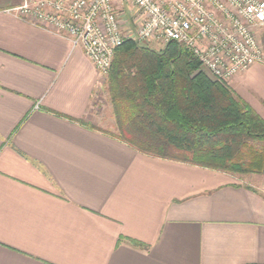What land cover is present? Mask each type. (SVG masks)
Returning <instances> with one entry per match:
<instances>
[{
	"label": "crops",
	"instance_id": "0c3cea01",
	"mask_svg": "<svg viewBox=\"0 0 264 264\" xmlns=\"http://www.w3.org/2000/svg\"><path fill=\"white\" fill-rule=\"evenodd\" d=\"M24 1L0 0V264H264V173L120 139L107 80ZM228 85L264 118L263 63Z\"/></svg>",
	"mask_w": 264,
	"mask_h": 264
},
{
	"label": "trees",
	"instance_id": "16d2710c",
	"mask_svg": "<svg viewBox=\"0 0 264 264\" xmlns=\"http://www.w3.org/2000/svg\"><path fill=\"white\" fill-rule=\"evenodd\" d=\"M108 91L117 136L140 151L230 174L264 173V118L183 45L158 51L126 40Z\"/></svg>",
	"mask_w": 264,
	"mask_h": 264
},
{
	"label": "built area",
	"instance_id": "2783aa9c",
	"mask_svg": "<svg viewBox=\"0 0 264 264\" xmlns=\"http://www.w3.org/2000/svg\"><path fill=\"white\" fill-rule=\"evenodd\" d=\"M17 10L81 46L105 80L127 38L181 44L218 81L264 63V0H25Z\"/></svg>",
	"mask_w": 264,
	"mask_h": 264
},
{
	"label": "rangeland",
	"instance_id": "374dc122",
	"mask_svg": "<svg viewBox=\"0 0 264 264\" xmlns=\"http://www.w3.org/2000/svg\"><path fill=\"white\" fill-rule=\"evenodd\" d=\"M131 23H133V22H131ZM129 23H127V24H125V26L126 25H128ZM259 35H260V39H261V42H262V44H263V46H264V28H261L260 30H259ZM128 39H130V38H127V40ZM142 44H144V45H146V46H149V47H151V48H153V49H155V50H158V51H162V50H164L165 49V46L166 45H163V44H161V43H159V42H156V41H150V42H145V43H142ZM264 64V63H263ZM207 72V71H206ZM208 73V72H207ZM208 75H209V73H208ZM215 80V79H214ZM231 81V80H230ZM230 81H228L227 83L229 84L230 83ZM107 83H108V79H107ZM261 96H263L262 94H260ZM110 129H112L110 126H108ZM114 129V128H113ZM112 129V130H113Z\"/></svg>",
	"mask_w": 264,
	"mask_h": 264
}]
</instances>
